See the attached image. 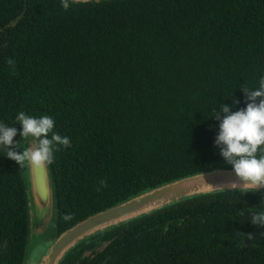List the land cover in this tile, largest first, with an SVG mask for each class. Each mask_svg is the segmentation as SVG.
Instances as JSON below:
<instances>
[{
  "label": "trees",
  "instance_id": "trees-1",
  "mask_svg": "<svg viewBox=\"0 0 264 264\" xmlns=\"http://www.w3.org/2000/svg\"><path fill=\"white\" fill-rule=\"evenodd\" d=\"M261 76L264 0H90L67 11L61 0H0V123L20 142L19 112L49 115L71 139L46 167L54 237L153 187L232 169L215 146L214 110L245 108L242 88ZM6 151L0 264H23L25 184ZM246 191L171 201L84 236L56 264H264V226L251 222L264 189Z\"/></svg>",
  "mask_w": 264,
  "mask_h": 264
},
{
  "label": "clouds",
  "instance_id": "clouds-1",
  "mask_svg": "<svg viewBox=\"0 0 264 264\" xmlns=\"http://www.w3.org/2000/svg\"><path fill=\"white\" fill-rule=\"evenodd\" d=\"M87 2L89 0H61V6L67 11L74 3ZM7 63L12 68V74H15L14 59L9 58ZM242 91L245 94V108L233 111L232 107L221 105L218 111L214 110L213 118L219 121L215 146L219 148L220 155L239 178V181H231L229 187L257 192L264 189V76L260 77L257 88L243 87ZM236 104H239L238 100L234 101L233 107ZM15 119L22 125V131L19 133L22 138L25 140L28 137L33 138L29 144L31 146L20 151L19 142H14L13 139L18 134L17 128L3 123H0V146L7 150L6 157L14 160L21 169L46 168L54 163L55 152L72 146L68 136H62L54 131L55 120L49 115L35 118L21 111ZM100 186L106 187L107 181H100ZM63 219L69 221L73 216L68 213ZM251 222L253 225L264 226V210L252 212ZM242 235H247L249 239L253 238L251 233Z\"/></svg>",
  "mask_w": 264,
  "mask_h": 264
},
{
  "label": "water",
  "instance_id": "water-1",
  "mask_svg": "<svg viewBox=\"0 0 264 264\" xmlns=\"http://www.w3.org/2000/svg\"><path fill=\"white\" fill-rule=\"evenodd\" d=\"M26 146L28 145L26 144ZM18 149H20V142ZM32 171L33 175L30 173L28 182L29 191L32 195V201L37 203L40 207H43L45 204H47V202H49L53 209L51 184L47 168H32ZM21 173L23 175L22 169ZM210 177H221L226 179L229 183L226 185L217 186L202 185L205 188L193 186L194 188L190 190L181 189L180 187V184L184 181H194ZM231 181H239V178L235 175L233 169L215 168L208 171L181 177L136 194L113 206L86 216L85 218L79 220L78 222L60 232L56 237L52 239L47 247V250L41 255L39 264H56L62 254L69 247H71L79 239L93 233L94 231L101 230L104 227L116 224L136 215L146 213L150 210H153L185 196L208 192L216 189H230L231 187H229V185ZM240 183L243 182L240 181ZM246 241L247 240H243V243H245Z\"/></svg>",
  "mask_w": 264,
  "mask_h": 264
},
{
  "label": "rangeland",
  "instance_id": "rangeland-1",
  "mask_svg": "<svg viewBox=\"0 0 264 264\" xmlns=\"http://www.w3.org/2000/svg\"><path fill=\"white\" fill-rule=\"evenodd\" d=\"M20 132L22 131V125ZM33 141L32 137L27 140L20 135V151ZM31 146V145H30ZM23 180L26 185V206L28 210V231L24 252L23 264H39L41 255L47 250L49 243L55 236L54 213L51 204L47 202L43 207L32 201V195L29 191V175H33L32 168H22ZM48 178V176H47ZM49 183V182H48Z\"/></svg>",
  "mask_w": 264,
  "mask_h": 264
},
{
  "label": "bare ground",
  "instance_id": "bare-ground-1",
  "mask_svg": "<svg viewBox=\"0 0 264 264\" xmlns=\"http://www.w3.org/2000/svg\"><path fill=\"white\" fill-rule=\"evenodd\" d=\"M229 182L221 177H210V178H206V179H200V180H187L184 181L180 184L181 189H193L195 187H199V188H205L202 185L205 186H217V185H226Z\"/></svg>",
  "mask_w": 264,
  "mask_h": 264
}]
</instances>
